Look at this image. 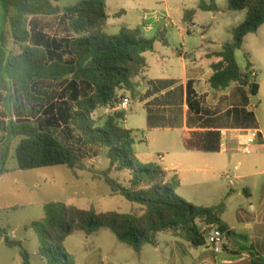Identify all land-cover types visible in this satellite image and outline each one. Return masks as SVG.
Masks as SVG:
<instances>
[{
    "label": "trees",
    "instance_id": "trees-1",
    "mask_svg": "<svg viewBox=\"0 0 264 264\" xmlns=\"http://www.w3.org/2000/svg\"><path fill=\"white\" fill-rule=\"evenodd\" d=\"M107 1L77 0L74 6L61 8L59 0H0L7 11L13 12L11 37L19 47L17 54L0 52V94L5 92L3 99L11 101L15 90L32 107L30 118L19 116L14 120L10 114L7 124L0 121V141L5 134L7 143L0 145V177L9 172L8 144L17 138L14 159L22 171L57 166L82 171L85 161L98 158L101 151L109 161L101 179L112 194L142 210V215L98 213L94 208L83 210L61 202L47 203L45 218L32 224L39 242L38 255L47 264H75L63 250L66 239L75 232L94 235L107 229L135 251L145 244L157 247L161 233L183 236L193 248L205 247L207 242L201 232L204 225L217 227L227 239L237 235L223 220L225 203L213 207L189 204L176 193L181 186L176 172H168L157 163L143 165L138 161L134 131L125 128L127 114L118 106L129 100L123 93L133 94L136 80L146 73L145 54L153 52L157 42L168 44L166 30L160 29L152 39L144 37L140 29L122 28L116 35H108ZM227 9L246 12V18L232 30V41L214 54L220 61L211 66L209 84L216 91H225L233 84L249 87L256 96L260 86L255 81L253 64L247 58L243 71L236 52L243 48L248 35L264 25V0H227ZM199 10L218 11L214 0H202ZM61 13L75 38L53 40L44 48L31 45L29 18ZM196 15V10L186 11L183 21L193 24ZM41 81L65 85L55 102L48 104L46 95H37L35 87ZM100 110L108 113L95 119ZM193 136H204L207 141L189 140L188 149L219 151L210 145L212 139L220 138L218 133ZM112 173H128L127 184L112 178ZM0 238L5 247L20 250L23 264H31L22 241L11 238L7 229L1 227ZM239 251L247 253L252 264H264V256L253 245Z\"/></svg>",
    "mask_w": 264,
    "mask_h": 264
},
{
    "label": "crops",
    "instance_id": "crops-1",
    "mask_svg": "<svg viewBox=\"0 0 264 264\" xmlns=\"http://www.w3.org/2000/svg\"><path fill=\"white\" fill-rule=\"evenodd\" d=\"M123 1H107L108 21L105 32L114 35L122 28L140 29L144 37L152 39L157 36L160 29H165L168 42L166 46L157 42L154 51L145 54L148 64L146 73L136 80L137 86L133 94L123 93V96L129 99L128 110L124 111L127 114L124 126L134 131V136L138 131L137 126L131 125V118L137 116L144 118L145 124L141 128L147 130L148 135L147 137L142 135L138 143L146 146L151 155L158 154L161 166L166 171L178 174L181 180V186L177 189L178 195L186 199L184 192L188 187L195 186V179L210 173V169L213 171L218 165L215 157L232 155L235 151H239V145L245 138L246 131L260 132L259 146L255 153L264 151V127L257 116L263 109L260 98L262 87L259 85L256 96L251 94L249 87L236 84L225 91H216L211 88L209 84L213 74L211 66L220 61L214 54L220 52L226 42L218 44L205 38L204 27L199 33L200 40L193 39L196 35L194 30L196 24L194 22L187 24L183 21L184 13L189 11L183 5L187 3L186 0H181L184 3L175 10V20L172 17L174 15L169 13L171 8L168 7L167 0L162 2L165 6L164 11L160 9L133 10V8L127 10L123 8ZM74 5H64L61 8ZM127 6L130 7V5ZM5 11L3 19H0V52L7 55L17 54L19 47L11 37L10 19L13 12L6 9ZM198 11L201 10L198 8ZM132 13H136V18L130 19ZM197 13L199 15V12ZM28 28L31 34L30 44L38 47L44 48L45 44H50L53 40L75 38L63 13L55 17L32 16L29 18ZM171 28H175L176 32L170 30ZM175 37L179 38L177 44L180 49L175 47ZM64 58L68 59L69 55H64ZM59 84L41 81L35 87L37 95L45 96L50 88L57 93L55 87L61 92L65 85L59 87ZM12 94L11 101L3 99L5 92L0 94V121L3 124H7L11 116L14 120L19 118L16 111L22 102L19 99L20 94L15 90ZM253 99L256 100L254 104ZM16 100L19 101L18 105ZM24 105L26 112L32 109L26 102ZM208 132H216L220 135L219 139L215 137L210 142L211 147H217L219 151L206 152L187 148L189 140L193 143L207 141L204 136H193L194 133ZM14 143L16 147L19 138L9 144L14 145ZM1 144H7L5 134L0 141ZM135 146H137L136 140ZM191 153L196 154L192 156ZM195 157L200 161L193 166L190 162ZM14 168L17 169V166ZM253 174L256 176L254 177ZM261 175L264 176V172L241 176L246 183L241 188L231 189V192L245 197L248 203L247 206L239 209L238 223L236 222L233 226L227 223L230 230H234L237 235L230 239L225 237L226 248L221 251H215L208 244L199 248L196 264H252L249 255L239 251L241 248L252 245L260 255L264 256V178H260ZM246 179H251V182ZM158 247L159 240L158 246L154 248L158 249ZM170 252L173 253L171 249Z\"/></svg>",
    "mask_w": 264,
    "mask_h": 264
},
{
    "label": "rangeland",
    "instance_id": "rangeland-1",
    "mask_svg": "<svg viewBox=\"0 0 264 264\" xmlns=\"http://www.w3.org/2000/svg\"><path fill=\"white\" fill-rule=\"evenodd\" d=\"M167 0L169 12L175 14L177 7L185 5L188 10L195 9L199 12L194 23L196 24V35L193 39L199 41V33L202 28L206 30L205 38L217 42H231L233 39L232 30L242 24L246 18V12H233L227 9V0H214L218 11L213 13H202L198 11L202 0ZM77 0H59L58 5H74ZM163 0H124L123 8L145 9L164 11ZM209 2V1H207ZM210 4V3H209ZM127 5H130L128 7ZM6 14L4 4L0 2V19ZM132 13L130 19L136 18ZM198 14V13H197ZM174 20L176 15L172 16ZM1 25V21H0ZM170 30L176 32L175 28ZM107 33V32H106ZM111 33V32H110ZM109 35V33H107ZM116 35V34H114ZM175 47L178 37L174 38ZM247 58L254 66L257 75L255 81L262 87L260 94L263 109L257 114L264 127V25L255 34L248 35L243 48L236 52V60L239 67L245 71ZM59 84V87H63ZM46 93L48 104L55 102L60 91L55 87ZM57 94V95H56ZM21 104L16 115L31 117V110L24 109V99L20 94ZM253 104L256 100L253 99ZM16 104L19 101L16 100ZM105 110L95 113L94 118L98 119ZM143 117L131 118V125L137 126L133 136L136 140L135 153L138 161L143 165L157 163L161 165L158 154L151 155L149 149L140 145L138 141L142 135L147 137V130H142ZM14 145H8L7 168L10 173L0 178V227L7 229L11 238L23 242L24 248L29 252L31 264H47L39 255V242L37 235L32 229L34 222L42 221L45 218L44 205L50 202H61L68 206H75L83 210L94 208L98 213L116 211L121 214L135 212L142 215V210L127 202L121 196L111 193L110 188L101 179V173L109 168L108 159L104 158L102 152L99 157L85 161V170L72 171L65 166L49 167L22 171L18 169L14 160ZM151 151V150H150ZM195 156L196 153H191ZM217 166L210 173L198 176L194 187H188L184 195L189 204L212 207L224 201L228 210L223 215V220L233 226L239 217V209L247 206L246 198L238 193L231 192L232 188H241L245 180L241 176L250 175L255 172H264V151L251 155L235 151L232 155L215 157ZM200 159L192 158L191 165L195 166ZM17 166V169L14 168ZM254 175V174H253ZM252 175V176H253ZM110 176L122 184H127L128 173H112ZM256 175H254L255 177ZM240 177V178H239ZM260 178H264L261 175ZM251 182V179H246ZM179 194L178 191H176ZM238 223V222H237ZM238 225V224H236ZM159 247L155 249L151 245H143L139 251L117 240L115 235L103 229L98 234L87 235L83 232H75L69 236L63 244V250L71 255L75 264H196L197 250L185 241L183 236L176 237L171 233H161L158 237ZM170 249L173 253L170 252ZM214 250V249H213ZM210 259V258H209ZM0 264H23L20 250L5 247L0 238Z\"/></svg>",
    "mask_w": 264,
    "mask_h": 264
},
{
    "label": "built area",
    "instance_id": "built-area-1",
    "mask_svg": "<svg viewBox=\"0 0 264 264\" xmlns=\"http://www.w3.org/2000/svg\"><path fill=\"white\" fill-rule=\"evenodd\" d=\"M129 100H123L118 110L127 111ZM260 132L258 130L246 131V136L239 145V152L251 155L256 152L259 146ZM264 148V147H263ZM207 244L215 251H221L224 247L225 235L215 226L204 225L201 230Z\"/></svg>",
    "mask_w": 264,
    "mask_h": 264
}]
</instances>
